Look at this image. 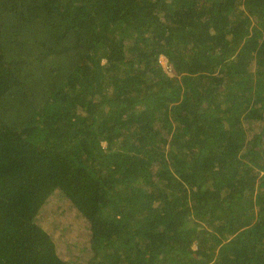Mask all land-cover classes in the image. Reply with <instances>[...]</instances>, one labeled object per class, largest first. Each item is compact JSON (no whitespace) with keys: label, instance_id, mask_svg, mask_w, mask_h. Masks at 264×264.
Instances as JSON below:
<instances>
[{"label":"trees","instance_id":"16d2710c","mask_svg":"<svg viewBox=\"0 0 264 264\" xmlns=\"http://www.w3.org/2000/svg\"><path fill=\"white\" fill-rule=\"evenodd\" d=\"M0 264H264V0H0Z\"/></svg>","mask_w":264,"mask_h":264},{"label":"rangeland","instance_id":"374dc122","mask_svg":"<svg viewBox=\"0 0 264 264\" xmlns=\"http://www.w3.org/2000/svg\"><path fill=\"white\" fill-rule=\"evenodd\" d=\"M160 62L166 68V59L163 56L160 57ZM103 144L105 143L103 142ZM54 203H56V206H53ZM45 207L46 210H43L44 212H42L37 222L48 234H51V236L59 234L61 236L64 230L69 231L68 234H75V223L77 222L76 219H73V217L75 218V212L66 200L54 196L53 200L45 205ZM80 225L82 228V219L80 220ZM71 243L72 240H69V244L63 240L61 245H57L56 249L59 257L67 262H83L86 258L85 253L82 250V254H80L78 248L74 244H72L73 246L70 245Z\"/></svg>","mask_w":264,"mask_h":264}]
</instances>
